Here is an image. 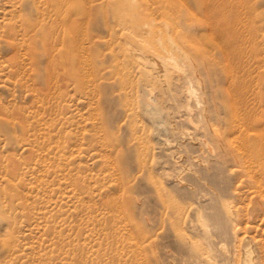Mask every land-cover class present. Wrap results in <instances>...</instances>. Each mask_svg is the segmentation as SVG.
Here are the masks:
<instances>
[{
    "label": "rangeland",
    "instance_id": "obj_1",
    "mask_svg": "<svg viewBox=\"0 0 264 264\" xmlns=\"http://www.w3.org/2000/svg\"><path fill=\"white\" fill-rule=\"evenodd\" d=\"M134 3L192 111L131 0H0V264H264V0Z\"/></svg>",
    "mask_w": 264,
    "mask_h": 264
},
{
    "label": "bare ground",
    "instance_id": "obj_2",
    "mask_svg": "<svg viewBox=\"0 0 264 264\" xmlns=\"http://www.w3.org/2000/svg\"><path fill=\"white\" fill-rule=\"evenodd\" d=\"M131 1H132V5H131L132 14L128 16V20H127V28H128L129 33H130V36H131V41H132V43L135 44V46L133 45L134 49L136 51L137 56L142 61L145 69L147 70V72L149 73L150 76L151 75L154 76V78L157 82V83L156 82L155 83L157 85H160L162 87L161 89L163 90V92H161L162 94L157 96L154 93V89H144V91H143L144 98L141 100L143 109H145V111L147 113H149L151 116H155L157 118H158V116H160L164 112V110L166 109V106H167V101L170 100L169 94H168V88L166 86L168 81H170V84L169 83L168 84L171 85V88H172L171 90H175V88H174L175 82H177V81L184 82V85H185L184 86L185 87L184 94H185V98H186V103H185V105L184 104L183 105L188 111L191 109L193 102L194 103L196 102V104L200 106L202 100H200V98L198 96L197 90L193 84V78L191 77V75L190 76L188 75V73H187L188 71H187V69H185L186 67H183V65L180 64L179 60L174 55V53H171L170 55L165 56V55H161L159 53H156L155 51L152 50V47L149 44L151 43L152 39H157V37L155 38L154 36H151L152 37V39H151L150 30H148L146 26L140 25L135 21V18L138 15V13L136 12L137 7L135 6L134 0H131ZM125 5H126V3H125ZM134 6L136 8H134ZM145 30H147V32ZM153 31L154 30H152V33H153ZM138 32H140L141 35ZM143 32H146V33H144V35H142ZM153 34L155 35V33H153ZM159 39H161V38H159ZM161 42L162 41L160 40V43ZM160 45H162V44H160ZM165 50H166V47H165ZM177 52H180V51H177ZM180 55H181V52H180ZM190 111H192V109ZM205 112H207V111H205ZM206 114H203V115L207 116L208 114L207 115ZM253 250L254 249H252V247L247 246L245 248V250L243 251L245 262H247L249 264H255L256 263L254 261V258H253Z\"/></svg>",
    "mask_w": 264,
    "mask_h": 264
}]
</instances>
